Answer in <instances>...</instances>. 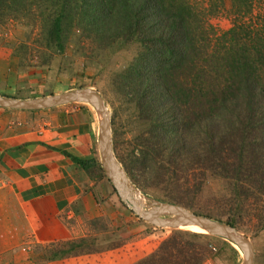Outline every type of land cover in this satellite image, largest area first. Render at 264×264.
Returning a JSON list of instances; mask_svg holds the SVG:
<instances>
[{"label":"rangeland","instance_id":"374dc122","mask_svg":"<svg viewBox=\"0 0 264 264\" xmlns=\"http://www.w3.org/2000/svg\"><path fill=\"white\" fill-rule=\"evenodd\" d=\"M182 1L197 10L209 5L207 23L214 37L230 29L236 16L231 7L232 0ZM252 1L251 7L240 12L242 23L246 21V25L258 13L264 15V0ZM4 3L5 9L0 6V94L39 98L83 88L95 90L102 96L110 115L114 156L134 190L148 203L176 204L222 221L230 216L229 200L237 196L232 185L225 179L207 174L201 191L196 192V185L192 184L200 179L199 169L191 168L189 155L183 151L175 153V162L181 164V170L177 171L180 177H175L176 184L169 186L159 179L161 171L158 169L162 170L161 166L167 162L168 149L173 147L170 142L177 138V132L169 125L173 128L163 141L167 148L164 147L162 139L157 141L162 134L158 138L155 118L144 119L137 108L136 57L141 50L137 42L105 45L92 34H81L74 27V20L69 22V18L62 20L61 33L51 32L46 23L54 22L57 16L51 1L21 0L11 3L6 0ZM226 37L229 38L228 35ZM211 46H216L214 41ZM69 104L89 107L99 130L97 113L91 105ZM195 141L194 136L187 139L191 147ZM136 158L139 172L138 176L132 177L124 166ZM108 183L107 195L103 199L108 207L106 213L90 219L82 216L75 219L78 229L88 230L85 237L67 242H27L10 254L0 255V264H97L98 260H93L95 255L78 254L113 249L126 241L139 242L140 252L147 254L130 255L131 264H135L157 250L161 242L172 235H179L181 240L200 247L204 253L200 264L242 263V249L226 238L207 234L202 229H173L145 221L120 199L109 180ZM139 193L134 192L137 201L142 200ZM110 197H114L113 200ZM259 197H242L247 210L241 213L235 226L252 243V264H264V198ZM172 199H179L181 203H174ZM107 258L121 260L122 255H107ZM121 262L124 264V261Z\"/></svg>","mask_w":264,"mask_h":264},{"label":"trees","instance_id":"16d2710c","mask_svg":"<svg viewBox=\"0 0 264 264\" xmlns=\"http://www.w3.org/2000/svg\"><path fill=\"white\" fill-rule=\"evenodd\" d=\"M39 1L54 5L57 16L46 23L51 32L61 33L62 20L69 18L81 34H92L105 45L141 46L136 57L137 108L144 119L155 118L158 138L162 134L157 141L162 139L164 147L173 127L177 132L167 162L158 169L159 179L176 184L181 164L175 162V153L188 154L191 168L199 169L200 179L192 184L196 192L207 174L232 185L237 196L229 200L230 216L224 221L237 227L247 210L242 197L264 198V15L252 18L248 30L240 17L254 1L232 0L236 16L218 37L207 23L209 5L197 10L182 0ZM4 2L0 6L5 9ZM192 136L196 141L191 147L187 139ZM72 159L83 166L95 162ZM138 165L136 158L124 167L135 177ZM203 254L192 242L172 235L135 264H200Z\"/></svg>","mask_w":264,"mask_h":264},{"label":"crops","instance_id":"0c3cea01","mask_svg":"<svg viewBox=\"0 0 264 264\" xmlns=\"http://www.w3.org/2000/svg\"><path fill=\"white\" fill-rule=\"evenodd\" d=\"M98 140L97 121L89 107L69 103L42 110L0 107V255L27 242L85 237L88 230L78 229L76 217L106 213L103 199L109 183ZM72 157L95 162L83 166ZM78 255H95L97 264H131L130 255L147 254L140 252L139 242L126 241L113 249Z\"/></svg>","mask_w":264,"mask_h":264},{"label":"water","instance_id":"95a60500","mask_svg":"<svg viewBox=\"0 0 264 264\" xmlns=\"http://www.w3.org/2000/svg\"><path fill=\"white\" fill-rule=\"evenodd\" d=\"M85 103L91 105L101 120V128L99 131V150L102 169L116 189L120 199L124 201L136 214L145 221L161 227H169L173 229L198 228L203 230L212 229L217 233L211 235L220 236L230 240L238 245L243 253L244 259L241 264H252L254 251L250 239L235 226L228 224L225 221L210 218L208 216L198 214L188 210L180 205L152 202L167 207L177 212V215L165 218L153 214L136 206L131 199L122 193L119 189V163L113 153L110 115L102 96L95 90L89 88L78 89L70 92H65L58 95L48 97H39L34 99H20L16 97L4 96L0 94V107L19 110H42L68 103ZM208 234V233H207Z\"/></svg>","mask_w":264,"mask_h":264},{"label":"bare ground","instance_id":"6f19581e","mask_svg":"<svg viewBox=\"0 0 264 264\" xmlns=\"http://www.w3.org/2000/svg\"><path fill=\"white\" fill-rule=\"evenodd\" d=\"M97 117V120H98V123H99V131H100V128H101V120H100V117L98 115H96ZM119 177V181H120V185H119V189L120 191L125 195H127L131 201L138 207H140L142 209V211H148V212H151L153 214H156V215H159L160 217H165V218H170V217H173L175 215H177V212L174 211V210H171L167 207H164L162 205H159L157 203H148L147 199H145L138 191L134 190L130 184L127 182L126 180V177L124 176V174L122 172L119 173L118 175ZM134 192H137L139 193L142 197V200H135L134 199ZM185 229H189V230H195V229H198V228H194V227H191V228H185ZM203 230V229H202ZM205 231V233H212V234H215L217 233L216 231L212 230V229H209V230H203ZM242 257L244 259V253L242 254Z\"/></svg>","mask_w":264,"mask_h":264}]
</instances>
